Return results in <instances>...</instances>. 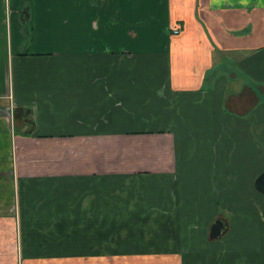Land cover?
<instances>
[{"label":"crops","instance_id":"1","mask_svg":"<svg viewBox=\"0 0 264 264\" xmlns=\"http://www.w3.org/2000/svg\"><path fill=\"white\" fill-rule=\"evenodd\" d=\"M263 171L264 0H0V264H264Z\"/></svg>","mask_w":264,"mask_h":264},{"label":"water","instance_id":"2","mask_svg":"<svg viewBox=\"0 0 264 264\" xmlns=\"http://www.w3.org/2000/svg\"><path fill=\"white\" fill-rule=\"evenodd\" d=\"M253 188L260 193H264V171L258 174L254 179ZM225 231V221L222 220V218H217V220L211 223L208 234L210 238H216Z\"/></svg>","mask_w":264,"mask_h":264},{"label":"built area","instance_id":"3","mask_svg":"<svg viewBox=\"0 0 264 264\" xmlns=\"http://www.w3.org/2000/svg\"><path fill=\"white\" fill-rule=\"evenodd\" d=\"M172 32H173V33L177 32V29L172 28Z\"/></svg>","mask_w":264,"mask_h":264}]
</instances>
